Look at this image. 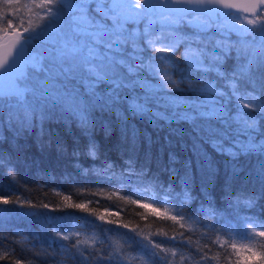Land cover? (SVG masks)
<instances>
[{"label": "snow or ice", "instance_id": "obj_1", "mask_svg": "<svg viewBox=\"0 0 264 264\" xmlns=\"http://www.w3.org/2000/svg\"><path fill=\"white\" fill-rule=\"evenodd\" d=\"M0 30L14 37L0 54V125L5 129L17 137L36 131L37 139L48 136L50 144L48 124H75L88 138L87 155L96 159V128L105 136L118 128L126 158L119 169L105 161L94 170L98 179L133 185V195L136 187L158 188L162 198L155 202L176 210L168 219L202 224L205 235L216 233L212 245L220 244L221 234L228 237L217 253L225 264L232 255L228 244L235 249V241L252 244L257 236L264 237V219L249 214L264 208V0H0ZM55 146L64 151L58 138ZM177 147L189 155L182 160ZM217 157L224 158L223 191L235 222L216 220L211 193L221 177ZM193 165L201 174L203 200L197 215L186 217L182 209L199 199L192 195ZM0 168L15 180V169L3 152ZM157 173L167 174L166 185ZM177 177L179 191L173 183ZM132 203L152 208L139 198ZM13 204L37 207L11 192L0 195V205ZM69 207L87 211L84 203ZM10 212L0 208V247ZM199 214L215 222L203 224ZM98 219L105 221L103 215ZM45 220L59 223L55 216ZM53 231L72 243L62 244L51 264H64L57 255L71 264H129L130 253L146 258L147 264H176L175 249L171 257L161 256L169 249L136 229L131 231L141 239L128 237L127 247L119 251L111 245L106 250L105 241L98 245L94 238L88 246L80 231ZM164 235L174 243H192L184 232ZM258 243L264 248V241ZM205 249L211 251L209 244L197 241L189 257L192 264L216 259ZM247 250L257 255L251 247ZM12 256L5 249L0 260ZM260 256L264 264V252ZM185 259L180 255V264ZM14 264L25 262L17 258Z\"/></svg>", "mask_w": 264, "mask_h": 264}, {"label": "trees", "instance_id": "obj_2", "mask_svg": "<svg viewBox=\"0 0 264 264\" xmlns=\"http://www.w3.org/2000/svg\"><path fill=\"white\" fill-rule=\"evenodd\" d=\"M26 2V0H22ZM27 16H31L27 10H23ZM34 19V17H33ZM22 30V29H21ZM13 31L12 29L9 32ZM6 35L0 30V40ZM233 34V39H235ZM179 56V52L177 53ZM231 63V62H230ZM51 132L52 140L49 144V137L37 139L36 131L28 134L16 136L14 130H7L0 125V152L5 153L11 160V166L15 169V180L7 175L6 168H0V195H6L9 192L13 195H19L22 199L30 201L37 207L32 208L29 204L21 205H0V208L11 209L8 213L10 220L2 230L5 237L0 247V255L7 249L14 252V256L10 259L0 260V264H14L15 259L19 258L27 264H51L53 253H58L60 246L71 245L72 240H62L55 235L54 227H59L63 234L68 231H80V239L88 240V246L92 245L94 238L99 245L104 240V247L108 250L119 251L126 248L128 237L141 239L134 236L131 229H136L142 236L149 237L155 242H160L162 248H168L167 253L160 252L161 256L171 257V251L175 249L177 256L174 258L176 264H180L179 256L186 257L183 264H192L189 258L191 253L195 252L197 241L200 244H209L211 251H208L209 257L216 256L210 264H225L222 257L217 253L223 251V247L227 243L228 237L221 234L220 244L212 245L211 239L215 238L216 233L209 231L205 235V229L202 224H194L191 220L172 221L169 216L175 215L176 210L171 204H163L155 202L157 198H162L158 188L149 187L147 191L142 187H136V194H131L133 185L121 186L118 182H109L100 180L95 175V171H99L105 161L114 162L118 169L122 166V161L126 158L124 145L121 142L120 131L114 128L110 136H105L104 132L97 127L94 132V139L97 144V158L93 159L87 155L88 138L81 134L80 129L72 124L66 127L63 123L52 122L46 126ZM141 128L146 127L141 124ZM151 131V129H148ZM155 137V134H153ZM163 135V134H161ZM63 144L64 151H57L56 139ZM161 143L163 140L161 139ZM155 147L153 152L155 153ZM177 154L183 160L188 153L180 152L176 149ZM77 153V155H74ZM166 160V155H165ZM217 162L221 167V177L217 181L215 188L211 193L213 200V208L218 216L216 220L223 217L225 223L235 222L232 210L227 206V199L223 191V169L224 158L217 157ZM88 170L86 173L84 170ZM95 170V171H94ZM152 170L156 173V165L153 163ZM160 181L165 185L168 183L166 173H157ZM194 183L192 195L199 197L198 200L185 205L182 209L184 215L196 216V209L199 207L203 197L200 193L201 174L193 165ZM173 183L179 191V177ZM65 196L71 198L65 200ZM139 198L140 203H148L152 208H158L159 213H153L152 208H140L139 204H133L132 200ZM47 203L49 207L43 208L42 205ZM75 203H84L87 205V211L69 207ZM264 205V201H260ZM205 208L208 204L205 202ZM119 212V215L115 213ZM23 213H31L25 216ZM260 214V218L264 219V208L252 210L249 214ZM242 215L244 213H241ZM103 215L105 221H100L98 217ZM57 217L58 221L46 223L45 218ZM83 219H78V218ZM198 218L203 224H212L214 219L212 216L205 217L199 214ZM116 221L115 224H108L106 221ZM127 224L128 228L121 227ZM184 224V228L180 227ZM217 223L216 227L220 228ZM104 229H112L111 232H104ZM184 232L185 236H191V245H181L179 241L173 242L165 237ZM76 237H73L75 239ZM259 241H264V237H256V241L249 244L247 241H235L237 247L233 249L230 244L227 250L232 253L227 264H262L260 253L264 252V248L260 247ZM147 243V241H144ZM51 245V247H49ZM84 245H82L83 247ZM251 247L257 255L253 256L247 248ZM133 257H136L133 259ZM199 258L198 256L196 257ZM57 261H63L64 264H71L66 257L57 255ZM129 264H147L146 258H141L136 253L129 254Z\"/></svg>", "mask_w": 264, "mask_h": 264}, {"label": "water", "instance_id": "obj_3", "mask_svg": "<svg viewBox=\"0 0 264 264\" xmlns=\"http://www.w3.org/2000/svg\"><path fill=\"white\" fill-rule=\"evenodd\" d=\"M236 2L240 3V2H242V0H236ZM232 11H235V10H232ZM13 39H14V37L12 36V37L0 42V54H3V52L6 50L7 46L10 45V43Z\"/></svg>", "mask_w": 264, "mask_h": 264}]
</instances>
